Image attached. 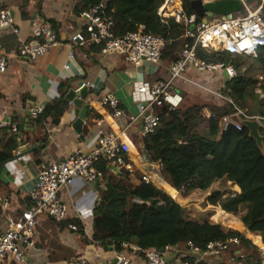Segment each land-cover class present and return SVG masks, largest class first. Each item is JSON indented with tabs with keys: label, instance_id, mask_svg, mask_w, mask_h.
I'll return each instance as SVG.
<instances>
[{
	"label": "trees",
	"instance_id": "1",
	"mask_svg": "<svg viewBox=\"0 0 264 264\" xmlns=\"http://www.w3.org/2000/svg\"><path fill=\"white\" fill-rule=\"evenodd\" d=\"M102 1L106 2V13L114 19L116 35L143 27L166 40L162 59L173 62L181 57L186 26L173 16L159 14L164 0H81L79 10ZM182 5L186 14L195 12L192 0H183ZM2 7L0 5V9ZM197 55L207 62L231 64L236 69V75L229 78L220 91L233 103L226 100L223 104L213 101L181 104L173 109L157 108L160 124L143 136L140 151L147 153L152 161H162L165 185L154 178L158 186L143 180V172L137 167L117 173L108 167L106 159L98 163L104 172L106 187L101 190L100 200L93 209L92 241L105 248L114 246L121 251L123 243L129 242L142 250H163L166 245L182 250L190 240L205 248L209 241L238 236L240 245L256 250L260 246L264 253V150L245 124L241 130L235 126L224 129L222 125L223 115L232 113L235 106L246 108L249 100L254 99L260 75L264 77V46L255 55L201 48ZM68 106L66 92H62L60 97L47 103L35 120L36 125L43 129L49 120L58 123ZM96 115L101 116L98 111ZM20 146L18 133L0 127V166L12 159ZM128 161L132 162L129 158ZM132 172L141 179L139 184L131 181ZM224 177L236 185L220 180L210 199L206 203L198 202L214 210L202 222L190 220L188 208L173 198L186 204L192 202L183 198L177 189L184 187L185 197L200 196L217 178ZM239 188L241 193H226ZM31 203L29 196L28 207ZM242 209L245 212L240 218ZM75 223L85 235L83 223ZM247 257L257 260L253 253Z\"/></svg>",
	"mask_w": 264,
	"mask_h": 264
},
{
	"label": "crops",
	"instance_id": "2",
	"mask_svg": "<svg viewBox=\"0 0 264 264\" xmlns=\"http://www.w3.org/2000/svg\"><path fill=\"white\" fill-rule=\"evenodd\" d=\"M80 2L81 0H0L1 6L10 7L13 10L16 24L27 39H34L33 24L35 22L46 21L52 24L58 38L64 43L31 61L18 54L20 41L13 30L0 29V50L10 57L6 72L0 74V119L12 120L18 124L19 129L20 123H23L24 127L23 144L15 150L13 160L7 161L0 172V195L9 198L8 207L5 209L0 207V230L7 229L8 216H18L27 209L29 193L34 187L42 162L64 159L76 149L90 151L96 146L99 136L107 131L116 130L130 140L133 146V169L137 167L143 174L147 173L152 177V174L142 167L145 161L143 158L141 160L144 153L140 151L143 139L141 121L134 122L128 128L127 115L112 118L100 105L99 100L105 94H113L121 100L128 114L137 113L140 104L132 97L135 83L157 79L169 80L171 62L164 59L159 63L144 61L140 66H136L126 60L121 53H103L100 47L93 43L76 46L75 57L70 58V48L66 43L76 30L84 26V19L79 10ZM66 62L70 64L67 69L64 68ZM185 75L187 78H176L171 83L174 89L183 94L182 105L187 101V105L213 101L223 104L226 101L225 98L218 97L214 93V91L220 92L229 79L225 76L224 69L207 73L189 67ZM87 81L94 84L89 90L85 88ZM69 90L88 103L87 120L83 128L84 137L74 129L73 123L78 115L75 113L73 104H69L58 123L49 120L43 129H39L38 126L35 128L36 119L31 117L28 120L26 112L34 105L47 103L50 99L60 97L62 92L67 94ZM209 96H213L212 100L205 99ZM244 109L251 115L264 116V77L262 75L255 88L254 99H250L249 105ZM97 111L101 114L100 117L96 115ZM102 117L106 120L99 125L97 120ZM261 123L260 132L264 134V120H261ZM36 144L39 148L31 154L33 159L30 160L23 152ZM261 148L264 150V141ZM18 150L21 151L20 156L17 154ZM150 168L156 172L151 165ZM112 172L120 173V168L112 169ZM130 178L135 184L141 182L134 172L130 174ZM228 181L230 182L229 179ZM99 186L100 188H97L93 183L77 179L69 187L61 189L60 197L68 208L67 217L62 222H57L47 214L39 216L34 236L37 250L32 253L27 251L31 264H74L81 253L91 255V264H108V261L113 259L115 254L113 246L105 248L106 253L99 258L92 255L100 247L97 242L92 241L93 209L100 200L101 190L106 187L105 176L100 179ZM234 191L241 193L240 188ZM183 198L196 199L185 196ZM174 199L187 207L188 211L193 206L199 216L202 212L206 216L199 220L192 218V215L191 218L188 217L190 220L202 222L214 213L212 208L203 203L186 204ZM76 221L83 223L85 235L69 227L70 223ZM249 239L252 241L251 238ZM258 247L259 249L256 250L233 244L220 255L207 256L200 264H246L252 260L247 257V254L253 253L257 259L263 255L260 246ZM125 252L131 259V264H146L143 253L132 250H125ZM182 252L186 253V250H181ZM169 256L171 260H174L177 255L170 251ZM1 264L20 263L6 258Z\"/></svg>",
	"mask_w": 264,
	"mask_h": 264
},
{
	"label": "built area",
	"instance_id": "3",
	"mask_svg": "<svg viewBox=\"0 0 264 264\" xmlns=\"http://www.w3.org/2000/svg\"><path fill=\"white\" fill-rule=\"evenodd\" d=\"M213 1L215 0H202L203 3ZM241 1L242 9L230 16L215 15L198 19L196 12L190 15L186 14L182 3L179 6H174L175 0H164L159 8V14L163 17L173 16L177 22L186 26L183 34L186 40L181 44V57L171 62L169 80L157 79L135 83L132 97L140 104L137 113L128 114L117 96L105 94L100 98L99 103L106 109L107 114L112 118H121L127 115L129 119L128 128L134 122L141 121V132L145 136L153 132L160 124L161 118L157 108L168 107L173 109L182 104L183 94L174 89L171 83L176 78H187L185 73L189 67L207 73L227 69L231 77L236 75V69L231 64L207 62L197 55V50L198 48L207 51L227 50L232 53L255 55L258 49L264 46V0H255V5L250 3L251 0ZM169 5L174 6L172 11H169ZM80 15L84 19V26L76 30L66 43L70 48V58L75 57L74 48L76 46L93 43L98 45L103 53H121L126 60L136 66H140L144 61L161 62L166 40L156 33L145 31L143 27L123 35H116L113 30L114 19L106 13L105 1L83 9ZM1 28L13 30L20 41L18 54L31 61L44 56L51 48L64 44L58 38L52 24L46 21L35 22L33 24L34 39H27L24 32L17 26L13 10L10 7L4 6L0 9ZM188 39H192V41ZM9 59V55L3 54L0 50V74L6 72ZM69 67L70 64L66 62L64 68ZM87 85L89 87L94 86L91 81H87ZM214 93L218 97L233 103L230 97L218 91H214ZM52 100L50 99V101ZM47 103L32 106L30 108L31 117L37 119L44 111ZM69 104H72V101H69ZM247 119L264 120V116L251 115L243 108L235 106L232 113L223 115L222 125L224 129L235 126L241 130L245 124L244 121ZM105 120V117L99 118L97 123L102 125ZM0 127L13 133L20 131L18 124L7 118L0 119ZM132 148L128 138L116 130H110L99 136L96 146L90 151L76 149L64 159L42 162L34 187L29 193L32 200L31 205L18 216H8L7 229L0 230V264L6 258L20 264H31L27 257V251L32 253L37 250L34 236L39 216L47 214L57 222H62L67 217L68 208L60 197L61 189L69 187L77 179L94 183L104 178L103 170L98 167V163L102 159L107 160V165L111 170L120 168V170L132 171L134 166ZM17 154L20 156L21 151L18 150ZM31 154H27L30 160L33 159ZM128 158L132 162L128 161ZM162 169L161 166V173ZM143 180L156 184L150 174L147 173L143 174ZM177 190L184 196V187ZM209 194L211 196L212 193ZM8 205L9 198L0 195V207L5 209ZM69 227L73 231L79 230L76 223H70ZM240 243V238L233 236L227 239L209 241L206 247L202 248L190 240L186 249H182L183 251L186 250V253H181V249H175L171 245H166L163 250H142L136 244L124 242V251H118L113 246L115 254L113 259L108 261V264H131V259L125 250L143 252L146 264H199L207 256L220 255L231 245H240ZM97 244L100 245L99 242ZM170 251L177 255L174 260L170 259ZM104 253H106V249L100 245L92 255L99 258ZM90 256V254L81 253L74 264H91L92 258ZM246 264H264V253L259 259L248 261Z\"/></svg>",
	"mask_w": 264,
	"mask_h": 264
},
{
	"label": "water",
	"instance_id": "4",
	"mask_svg": "<svg viewBox=\"0 0 264 264\" xmlns=\"http://www.w3.org/2000/svg\"><path fill=\"white\" fill-rule=\"evenodd\" d=\"M192 7L195 10V12L198 15L199 18L205 19V16L207 17H213L215 15H226L230 16L232 13L238 12L242 9V1L241 0H215L210 3H203L202 0H192ZM225 76L227 78H231L230 74L228 73V70H224ZM86 89L89 90V86L86 84ZM66 98L69 101H72V104L75 106V113L78 115V117L75 119L73 126L74 129L82 135H83V128L84 124L87 120V112H88V103L84 101L83 98L77 96L72 90H69L66 94ZM26 115L28 117V120L31 118L30 110L26 112ZM245 125L250 129V133L252 136L255 137L257 140V143L260 147L263 145L264 141V134L260 132V127L262 125L261 120L258 119H247L244 121ZM34 127L36 128L37 125L34 124ZM23 123H20V131L18 133L19 142L22 145V138H23ZM39 148V145L36 144L31 148L26 149L23 154L33 153ZM144 159L152 166V168L159 174L161 173V166L162 161H152L147 153L143 154ZM6 162L3 163L1 166L0 172L2 171L4 165ZM117 169V168H113ZM228 180L227 177H224ZM222 178H217L215 181L220 180ZM214 181V182H215ZM233 185H236L234 181H230ZM100 180L95 181L93 184L95 187L100 188L99 186ZM213 193V190L212 192ZM220 223V222H219ZM217 224V223H216ZM242 233V232H241ZM244 234V233H243ZM261 249V248H260ZM262 251V250H261Z\"/></svg>",
	"mask_w": 264,
	"mask_h": 264
},
{
	"label": "rangeland",
	"instance_id": "5",
	"mask_svg": "<svg viewBox=\"0 0 264 264\" xmlns=\"http://www.w3.org/2000/svg\"><path fill=\"white\" fill-rule=\"evenodd\" d=\"M175 1H176V3H175L174 6H179V4L182 3L183 0H175ZM250 3H251L252 5H255V0H251ZM169 9H170V8H169ZM169 11H170V10H169ZM211 98H213V96H211V97L209 96V98H205V99H206V100H210ZM211 100H212V99H211ZM187 102H188V101H187ZM187 102L183 103V106H186V105H187V104H186ZM243 109H244V108H243ZM244 110H245V109H244ZM216 183H217V181L213 182V184L211 185V187H210L206 192H204V193H203L202 195H200V196H196V197H195L196 199H191V201H192V202H195V203H198V202L206 203V202L210 199V194H209V193L212 192V190L214 189V186L216 185ZM221 191H223V190H221ZM219 192H220V191H219ZM226 193H228L229 195H234L236 192H235L234 190H227ZM221 194H222V192H221ZM193 208H194L193 206L190 207L191 210L188 211V213H187V217L191 218L192 215H193L192 218L199 219V220H202L203 217H206V216L204 215V212H202V215L199 216V215H198V211L196 212V210H194ZM244 212H245V209H242V211L239 213L240 218H241V216H242V214H243ZM216 223H219V222H215L214 224H216ZM237 230H238V229H237ZM240 232H241V231H240Z\"/></svg>",
	"mask_w": 264,
	"mask_h": 264
},
{
	"label": "bare ground",
	"instance_id": "6",
	"mask_svg": "<svg viewBox=\"0 0 264 264\" xmlns=\"http://www.w3.org/2000/svg\"><path fill=\"white\" fill-rule=\"evenodd\" d=\"M173 5H169V10L172 11L173 10ZM144 159V157H143ZM144 163H143V168L144 169H147L146 171L151 173L152 174V178H154L156 181H159V182H162L164 185L166 183L165 179L163 178V176H161V174L157 173V172H154L151 168H150V165L148 164V162L144 159ZM246 231V229H245Z\"/></svg>",
	"mask_w": 264,
	"mask_h": 264
}]
</instances>
